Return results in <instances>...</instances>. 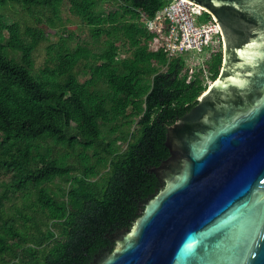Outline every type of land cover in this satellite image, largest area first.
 Instances as JSON below:
<instances>
[{"label": "trees", "instance_id": "obj_1", "mask_svg": "<svg viewBox=\"0 0 264 264\" xmlns=\"http://www.w3.org/2000/svg\"><path fill=\"white\" fill-rule=\"evenodd\" d=\"M118 1L105 11L97 0H0V264H92L111 251L159 189L149 170L169 156L166 128L220 74L222 45L193 73L145 28L166 0ZM64 2L101 47L60 39L36 67L49 32L7 11L53 26ZM119 43L130 57L118 59Z\"/></svg>", "mask_w": 264, "mask_h": 264}, {"label": "water", "instance_id": "obj_2", "mask_svg": "<svg viewBox=\"0 0 264 264\" xmlns=\"http://www.w3.org/2000/svg\"><path fill=\"white\" fill-rule=\"evenodd\" d=\"M222 35L220 74L166 128L156 193L92 264H264V0H188Z\"/></svg>", "mask_w": 264, "mask_h": 264}, {"label": "built area", "instance_id": "obj_3", "mask_svg": "<svg viewBox=\"0 0 264 264\" xmlns=\"http://www.w3.org/2000/svg\"><path fill=\"white\" fill-rule=\"evenodd\" d=\"M204 8L188 0H166L165 6L151 18L143 20L147 30L157 31L160 45L165 49L168 59L182 57L188 59L191 51L209 55L218 45H222V35L215 18L201 20ZM166 22L168 28L162 30Z\"/></svg>", "mask_w": 264, "mask_h": 264}, {"label": "rangeland", "instance_id": "obj_4", "mask_svg": "<svg viewBox=\"0 0 264 264\" xmlns=\"http://www.w3.org/2000/svg\"><path fill=\"white\" fill-rule=\"evenodd\" d=\"M97 1L98 8H101L105 11L119 10L121 6V2H119L118 0ZM7 14L9 23H11L12 21H18L22 27L24 25L36 26L37 20H41L39 26H42L49 32L48 41L41 43L34 54L36 67H41L43 65L46 57L45 47L49 44H56L60 41V39L66 40L68 37H70V40H68V45L71 49L76 48L77 45H87L93 51H97L101 47L98 42L93 41L90 29L87 24L69 11V5L67 2L63 3L59 17L54 21L53 26H49L47 24V20L44 15L42 16L38 13L29 15L19 7H10L7 11ZM205 18L206 17L203 15L200 19L205 21ZM119 48V60L130 57L131 51L128 49L127 45L119 43ZM8 52L9 50H5L6 54H8ZM207 58L208 56L206 54L202 55L201 53H198L196 51H191L188 54V59L185 58L184 62L186 67H188L192 70L193 73H195L198 69L202 68L203 63ZM203 81L206 85L210 84V79L207 74L204 75ZM115 136H117V134Z\"/></svg>", "mask_w": 264, "mask_h": 264}, {"label": "flooded vegetation", "instance_id": "obj_5", "mask_svg": "<svg viewBox=\"0 0 264 264\" xmlns=\"http://www.w3.org/2000/svg\"><path fill=\"white\" fill-rule=\"evenodd\" d=\"M123 230V229H122Z\"/></svg>", "mask_w": 264, "mask_h": 264}]
</instances>
